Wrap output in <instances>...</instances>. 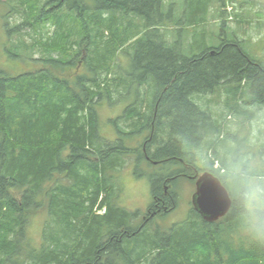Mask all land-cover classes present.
I'll use <instances>...</instances> for the list:
<instances>
[{"label":"trees","instance_id":"16d2710c","mask_svg":"<svg viewBox=\"0 0 264 264\" xmlns=\"http://www.w3.org/2000/svg\"><path fill=\"white\" fill-rule=\"evenodd\" d=\"M163 4L15 0L4 16L6 52L33 65L0 69V264H264V141L251 151L257 159L238 158L236 146L223 147L222 114L199 103L221 87L240 101L247 93L245 105L225 101L238 114L264 106V64L234 37L185 52L183 38L161 30ZM119 102L112 122L121 135H143L141 146L101 135L98 107ZM128 157L133 173L150 179L146 209L162 207L153 217L120 203L117 172ZM142 164L154 169L139 174ZM204 170L228 189L227 214L207 222L190 204L189 217L162 228L155 219L175 207V180ZM39 213L32 247L30 221Z\"/></svg>","mask_w":264,"mask_h":264},{"label":"rangeland","instance_id":"374dc122","mask_svg":"<svg viewBox=\"0 0 264 264\" xmlns=\"http://www.w3.org/2000/svg\"><path fill=\"white\" fill-rule=\"evenodd\" d=\"M6 2L0 3V69L10 74H16L32 68L33 64L22 62L6 52V48L12 46V42L4 27V16L9 13L15 0H6ZM163 8L165 16L162 19L163 29L161 28V30L167 31L170 34V39L183 38L185 52L190 53V47H197V45L201 47L204 46L203 44L207 46L217 45L221 40V36L233 38L236 35L235 40L241 42V46L247 50L248 54L256 61L264 64V0H164ZM222 23H224L227 31L224 30ZM9 24H12V21ZM194 42L197 44H194ZM120 58L126 69L133 71V65L127 59L128 54H122ZM246 96L247 93L242 96V101L232 99L220 87L212 94L202 95L199 103L210 106L217 115L222 114L225 128L229 132L227 135H225L224 130L221 133V138H225L223 147L228 149L236 146L237 157L249 158V162H252V156L257 159L260 154L258 152L256 153L258 155H253L251 151L256 152L257 148L262 150L261 143L264 141V106L239 107L238 110L242 109L243 111H239L240 114H238L234 108L227 109L225 105L226 100H229L233 106L235 104L245 105ZM122 109L123 105L120 102L98 107L101 135L109 139L120 136L126 147L135 148L139 144L141 146L143 135L139 133L121 135L118 132V125L112 122L118 115H121ZM247 146H252V150H249ZM224 148L218 149V152H220L218 155L221 157H223ZM247 149V154L243 156L241 153ZM192 150L199 155L201 160L195 155L199 168L207 167L209 159L204 156L203 152L194 148ZM230 152H233V149ZM210 156L213 157L211 154ZM232 156L230 155L231 158L227 161L230 165L233 159ZM262 156L264 158V153H262ZM132 161L133 159L130 158V162L117 172L118 181L122 188L120 203L131 211L140 210L142 215L151 202V194L150 179L146 174L141 173L144 170L154 168H146L147 165L142 164L137 168L141 175H137L133 173L134 164ZM258 161L254 160V163L257 165ZM217 166L218 162L215 161L213 167L216 168ZM195 178L196 176L194 180ZM194 180L188 177H179L175 180L171 187L174 191L175 207L163 217L159 216L155 219V222L162 228H168L172 224L182 222L189 217L191 214L190 198L195 188ZM253 205L251 204V206ZM44 214L39 213L33 216L30 221L29 244L32 247L39 245L45 219Z\"/></svg>","mask_w":264,"mask_h":264},{"label":"water","instance_id":"95a60500","mask_svg":"<svg viewBox=\"0 0 264 264\" xmlns=\"http://www.w3.org/2000/svg\"><path fill=\"white\" fill-rule=\"evenodd\" d=\"M190 202L204 221L215 222L229 211L231 197L220 179L211 171L205 170L196 174Z\"/></svg>","mask_w":264,"mask_h":264},{"label":"flooded vegetation","instance_id":"af4514ba","mask_svg":"<svg viewBox=\"0 0 264 264\" xmlns=\"http://www.w3.org/2000/svg\"><path fill=\"white\" fill-rule=\"evenodd\" d=\"M234 35V34H233ZM234 38H236V35H234ZM164 192L166 193V189H164ZM162 207L159 206L158 204L155 205V207L151 210V209H146L145 211V215L148 214L149 216L153 217L155 216L157 213H160ZM165 210V209H164ZM145 218V217H144Z\"/></svg>","mask_w":264,"mask_h":264},{"label":"bare ground","instance_id":"6f19581e","mask_svg":"<svg viewBox=\"0 0 264 264\" xmlns=\"http://www.w3.org/2000/svg\"><path fill=\"white\" fill-rule=\"evenodd\" d=\"M247 28V27H246ZM233 45V44H232ZM238 45V44H237ZM177 53V52H176ZM194 53V52H193ZM175 54V53H174ZM250 57V56H249ZM252 57V56H251ZM123 79V78H122ZM243 85V84H242ZM156 88V87H155ZM244 89V88H243ZM139 90V89H138ZM143 92V91H142ZM136 93V92H135ZM160 93V92H159ZM162 95V94H161ZM126 96V95H125ZM239 98V97H238ZM246 100V99H245ZM133 106V105H132ZM144 106V105H143ZM251 108V107H250ZM253 108V107H252ZM144 113V112H143ZM147 116V115H146ZM249 119V118H248ZM223 124V123H222ZM100 142V141H99ZM214 142V141H213ZM217 161V160H216ZM179 167V166H178ZM202 167V166H201ZM206 167V166H205ZM225 169V168H224ZM226 171V170H225ZM228 190V189H227ZM232 192V191H231ZM227 223V222H226ZM231 225V224H230ZM135 229V228H134ZM220 229V228H219ZM228 247V246H227ZM237 249V248H236ZM109 257V256H108ZM112 260V259H111ZM103 261V260H102ZM104 262V261H103ZM105 263V262H104Z\"/></svg>","mask_w":264,"mask_h":264}]
</instances>
